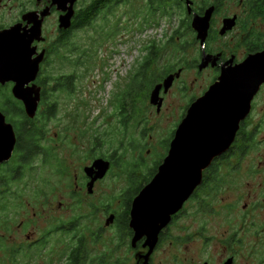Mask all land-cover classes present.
<instances>
[{"label": "flooded vegetation", "instance_id": "flooded-vegetation-1", "mask_svg": "<svg viewBox=\"0 0 264 264\" xmlns=\"http://www.w3.org/2000/svg\"><path fill=\"white\" fill-rule=\"evenodd\" d=\"M131 1L75 0L73 4L68 3L64 8H60L59 0H0V55L3 51L4 34L11 29L16 28L19 34H27L41 22L44 39L42 42L35 41L32 44V48H36L32 61L43 56L36 81L28 85L29 87L35 85L41 89V102L36 118H28L24 104L14 97L13 88L16 83L7 82L3 85L0 82V112L6 116L7 122L14 126L16 135V145L11 158L0 163L1 228L7 230L15 223L16 212L8 214L9 220L5 218V213L10 211L11 207L4 202H7L6 197L15 199L21 194L17 184L20 183L23 175L21 162L30 166V174L33 172L32 164L35 159L45 164L44 155L49 147H42V141L47 140V136L42 127L31 126L28 123L38 122L41 119V115L39 116L41 106L51 95L46 87L55 82V88L59 87L67 95L71 96L75 93L76 77L66 75L52 78L45 72L47 66L52 63L55 54L68 46L69 39L86 27L84 17L91 6L98 9L97 19L101 14L100 7L130 4ZM83 2L87 6L82 8ZM144 2L147 6L165 3L172 6L171 10L174 12L177 8L181 17L171 38L173 40L176 38L175 41L179 43L181 41L179 32L183 30L190 37V41L179 46L185 57L178 58L177 69L169 74L160 75L161 78L156 79L153 87L143 93L144 99L142 98L141 103L145 102L143 105L145 110L141 109L142 107L135 108L137 116L150 111L161 115L166 110L168 98L174 94L180 84L185 87L182 89L180 86L179 90L187 92L189 89L186 85L203 80L208 83V87L201 95L188 99L181 111L182 120L177 126L178 129L191 106L204 97L206 92L220 80L223 70L237 68L252 56L264 54V0H144ZM155 10L158 13L162 12V8ZM209 11L211 16L207 22L208 31L200 36L195 21L197 18H205ZM70 14L71 26L68 29L61 28V18ZM228 21L232 22L228 23ZM82 55V49L76 48L69 51L65 58L67 57V60L75 58L78 60L76 63L82 65ZM150 57L155 60L158 57V52L153 48L150 53L147 52L141 66ZM2 62L0 59V64ZM154 67L155 62L152 63L153 70ZM189 71L193 73L191 78L185 75ZM178 73L180 77L174 80L170 89L166 90L164 87L161 89L160 107L153 105L150 101L152 91L156 86L163 84L168 76ZM131 86L132 83L126 87L118 105H114L112 123L107 131V133H120L123 136L122 147L127 146L129 149L133 141L132 139L130 142L127 141L129 137L126 136L134 115ZM51 91L53 92V88ZM14 105H18L23 110L20 111L24 118L20 120L21 125L18 127L5 113V109L11 110ZM46 112L50 117L53 116L54 105L49 106ZM177 129L173 132L167 154L160 161L152 164L149 170L150 176L133 173L129 181L130 187L125 195H122L117 209L107 210L105 227L111 231L110 253L96 255V246L100 243L102 228L99 227L97 231L96 227L85 228L78 223V219L74 218L44 232L24 230L26 225L23 227L22 224L18 225L16 233L10 229L8 234L5 233V236L0 238V264L6 262L52 264L53 249L50 239L53 234L61 237L62 264H264V84L252 99L249 113L239 123L230 147L213 158L210 166L203 171L200 185L160 230L158 239L151 248L152 241L147 236L135 239L136 232L132 225L133 203L157 175L169 153ZM92 132V147L80 171L75 174V185L71 190L73 198L85 199L83 197L85 191L89 199L93 197L96 184L106 179L120 159L117 158V154L96 157V140H98L96 117ZM35 143L38 153L36 154V150L28 152L30 147L34 148ZM150 152L148 150V153ZM251 156L256 157L249 159ZM98 159L109 161L111 167L104 179L95 181L92 185L96 170L92 175H89L87 170L92 168ZM139 180L142 181L140 189L138 188L129 198V203H126L125 196L136 189ZM240 182L242 183L239 184ZM1 213H4L3 216Z\"/></svg>", "mask_w": 264, "mask_h": 264}, {"label": "rangeland", "instance_id": "rangeland-1", "mask_svg": "<svg viewBox=\"0 0 264 264\" xmlns=\"http://www.w3.org/2000/svg\"><path fill=\"white\" fill-rule=\"evenodd\" d=\"M86 6L83 2L82 8ZM157 8H162V12H155ZM171 8L166 4L147 6L144 0L111 5L103 9L89 26L70 38L65 49L53 56L52 63L45 70L46 74L52 78L73 75L77 78L74 81L75 93L73 96L67 95L59 87L55 88V82L46 87L51 95L41 106V119L37 126L42 127L47 136V140L42 141V147L51 149L45 151V164L34 160L31 174L30 166L21 162L23 175L20 183H17L21 194L15 199L6 197L7 202H4L11 207L10 211L4 212L5 218L9 220L8 214L16 212L15 223L7 230L0 227V238L5 233L8 234L10 229L16 233L19 224L23 227L26 225L24 230L44 232L76 218L85 228L96 227V231L99 227L103 229L100 230L96 255L111 252V231L105 227L107 210L117 209L122 195L130 187L129 181L133 173L150 176L152 164L167 154L169 142L182 120L180 114L188 99L201 95L208 87L206 80H203L186 85L189 90L182 92L179 88L181 86L183 89L185 85L180 84L172 97L168 98L166 110L161 115L150 111L133 116L126 136L129 137L127 141H133L131 149L122 147L123 136L120 133H107L112 123L114 105H118L119 98L132 83L151 48L158 52L154 70L152 69L155 74H159L164 67L176 70L178 58L185 57L179 46L189 43L190 37L180 30L179 43L175 41L176 38H171L181 17L177 8L175 12ZM76 48L82 49V65H78L75 58H65L69 51ZM192 74L190 71L185 73L188 78ZM144 104L145 102L141 103L139 109L142 107L145 110ZM51 105H54V114L50 117L46 111ZM147 105H150L149 101ZM42 115L45 119H42ZM11 117L8 116L9 120ZM95 117L98 138L96 157L117 154L120 159L106 179L96 184L93 197L89 199L85 191V199L73 198L71 190L75 185V174L80 171L92 147ZM148 150L151 152L148 153ZM254 157L256 156L249 159ZM141 182L139 180L136 189L125 196L126 203L140 189ZM3 214L1 213L2 216ZM60 239V235L56 234L50 239L53 249L52 264H62L60 255L63 245Z\"/></svg>", "mask_w": 264, "mask_h": 264}, {"label": "water", "instance_id": "water-1", "mask_svg": "<svg viewBox=\"0 0 264 264\" xmlns=\"http://www.w3.org/2000/svg\"><path fill=\"white\" fill-rule=\"evenodd\" d=\"M75 0H59L64 8ZM210 11L203 19H196L195 27L200 36L208 31ZM72 15L61 18V28L68 29ZM232 22V21H228ZM41 22L27 34L11 29L4 34L3 51L0 59V82H15L14 97L24 104L28 118L37 116L41 102V89L35 85L41 56L32 61L35 41L42 42ZM202 25H204L202 27ZM177 75H170L156 86L150 96L153 105H158L160 91L170 89ZM264 84V54L252 56L237 68L223 70L220 80L198 99L189 109L176 131L170 150L157 175L145 187L133 203L132 217L136 240L147 236L155 245L160 230L170 221L181 205L200 185L203 171L213 158L225 152L234 140L239 123L250 111V103ZM161 102V101H160ZM16 145L14 126L0 112V163L9 160ZM111 164L104 159L96 160L88 169L89 175L96 170L93 183L106 177Z\"/></svg>", "mask_w": 264, "mask_h": 264}, {"label": "trees", "instance_id": "trees-1", "mask_svg": "<svg viewBox=\"0 0 264 264\" xmlns=\"http://www.w3.org/2000/svg\"><path fill=\"white\" fill-rule=\"evenodd\" d=\"M105 8H108V6L100 7L99 8L100 9V13ZM94 10H95V12H94ZM97 11H98V9L96 7H94V6H91L90 7V11H88V12L86 11L85 17H84V26H89L96 19V12ZM153 62H155V59L154 58L153 59L151 57L148 58V60L145 62V64L141 66L140 70L138 71V74L135 76V78L132 81V86H131V99H132V103H133V113H134L133 116L134 117L137 116V113L135 111V108L137 109L139 107L138 105H140L141 102H143V100H142L143 93H145L149 89H151L153 87L156 79H158V78L160 79L161 76L164 73L169 74L172 71H174V68L164 67L162 70H160L159 74H155L152 71V63ZM137 98H139V99H137ZM20 110H22V109L20 107H18V105H14L11 108V110L5 109L6 115L7 116H9V115L12 116L10 118V121L16 127H18L19 125H21L20 122H18V120H21V119L24 118V117H22V112ZM43 115H42V119L44 118ZM28 125L37 126V122H31V123H28ZM36 137H37V133H36ZM37 142H39V141H37ZM35 150H36V154H37L38 153V147H37V144L36 143L34 144V148L33 147H30V149H28V152L29 151L32 152V151H35Z\"/></svg>", "mask_w": 264, "mask_h": 264}]
</instances>
